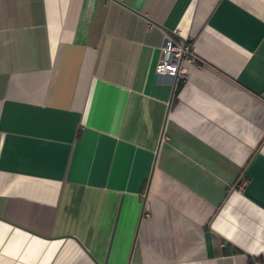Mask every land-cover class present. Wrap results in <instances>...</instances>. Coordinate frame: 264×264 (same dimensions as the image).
Returning <instances> with one entry per match:
<instances>
[{
  "label": "crops",
  "instance_id": "crops-1",
  "mask_svg": "<svg viewBox=\"0 0 264 264\" xmlns=\"http://www.w3.org/2000/svg\"><path fill=\"white\" fill-rule=\"evenodd\" d=\"M0 264H264V0H0Z\"/></svg>",
  "mask_w": 264,
  "mask_h": 264
},
{
  "label": "built area",
  "instance_id": "built-area-1",
  "mask_svg": "<svg viewBox=\"0 0 264 264\" xmlns=\"http://www.w3.org/2000/svg\"><path fill=\"white\" fill-rule=\"evenodd\" d=\"M190 45L186 39L181 38L177 32L165 34L161 46V57L155 71L159 75L178 77L184 75L186 70L183 63L192 59ZM241 182L244 180L241 178Z\"/></svg>",
  "mask_w": 264,
  "mask_h": 264
}]
</instances>
